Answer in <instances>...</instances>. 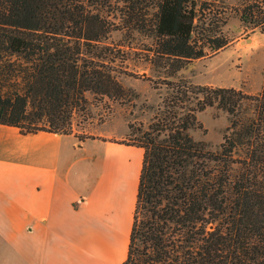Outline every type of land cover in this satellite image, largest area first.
Masks as SVG:
<instances>
[{"label": "trees", "instance_id": "16d2710c", "mask_svg": "<svg viewBox=\"0 0 264 264\" xmlns=\"http://www.w3.org/2000/svg\"><path fill=\"white\" fill-rule=\"evenodd\" d=\"M208 5L0 0V124L25 135H71L75 113L88 111L87 93L120 104L137 98L117 76L125 51L108 42L115 30L153 38L151 63L166 59L172 75L208 57L207 49L225 50V21ZM240 19L262 28L264 0H246ZM166 85L148 127L129 122L127 137L111 140L144 151L123 264H264V85L256 95L187 79ZM216 106L230 124L213 149L192 131Z\"/></svg>", "mask_w": 264, "mask_h": 264}, {"label": "crops", "instance_id": "0c3cea01", "mask_svg": "<svg viewBox=\"0 0 264 264\" xmlns=\"http://www.w3.org/2000/svg\"><path fill=\"white\" fill-rule=\"evenodd\" d=\"M90 135L0 124V264L126 261L144 151Z\"/></svg>", "mask_w": 264, "mask_h": 264}, {"label": "rangeland", "instance_id": "374dc122", "mask_svg": "<svg viewBox=\"0 0 264 264\" xmlns=\"http://www.w3.org/2000/svg\"><path fill=\"white\" fill-rule=\"evenodd\" d=\"M196 1L200 4L207 2L210 13L225 21L223 31L231 40V45L218 54L207 49L208 57L196 60L172 75L173 66L170 67L166 59L158 57L151 63L153 38L131 29L115 30L108 42L125 51L124 61L117 63V76L138 96L128 103L120 104L107 97L100 101L94 94L87 93L88 111L75 113L74 133L86 138L96 129L100 134L114 135L117 140H123L128 135L129 122L136 125L142 123L147 128L170 91L166 85L169 80L187 79L195 84L235 87L250 95L262 91L264 26L255 27L241 21L240 10L246 0ZM199 119L204 128L193 130L192 134L198 140L207 141L213 149L219 148L230 124L228 113L216 106L201 113Z\"/></svg>", "mask_w": 264, "mask_h": 264}]
</instances>
